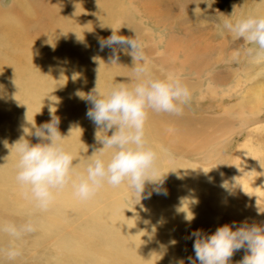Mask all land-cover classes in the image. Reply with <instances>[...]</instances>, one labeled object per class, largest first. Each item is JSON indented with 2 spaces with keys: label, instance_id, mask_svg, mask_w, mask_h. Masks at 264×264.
<instances>
[{
  "label": "rangeland",
  "instance_id": "1",
  "mask_svg": "<svg viewBox=\"0 0 264 264\" xmlns=\"http://www.w3.org/2000/svg\"><path fill=\"white\" fill-rule=\"evenodd\" d=\"M17 1L0 0V85H4L0 91V121L2 120L0 137L3 136L0 138V142L3 140L1 142L3 144L0 146V224L11 223L18 228L27 225L30 230L21 232L18 237L0 231V264H177V261L181 259L177 257L179 259L175 261L173 257V251H175L173 248L175 239L173 240V238L175 236L174 233L170 235L171 232L166 230L175 229L173 216L176 217L178 212V197H180L181 209L190 203V199L178 194L180 193V189H178L180 184L177 178L179 160L193 165L199 162L197 166L203 164V167L209 163H217L216 166L220 169L227 170L231 166L232 162L230 163V161H233V150L239 145L237 142L245 140L243 132L245 130H241V133L235 129L230 137L229 134L226 136L219 133L218 138H215L210 146L205 141L204 147L201 148L198 144L190 145V150L186 152L179 150L180 143L195 131L202 138L207 136L208 129H210L209 122L219 118L225 107L236 101V95L223 98L221 102H219V97L225 92L222 90L226 86L233 87L238 82L237 75L238 78L245 79L248 86L254 85L256 82H264V60H250L243 51L247 45L237 40L234 34L223 25V21L229 16L233 20L248 15L264 16V9H261L264 7V0H24L25 2L22 4ZM241 2L243 3L241 4ZM22 5L25 8H21ZM92 5H95L94 9ZM40 7H47L48 17L53 13L55 17L52 15L51 19L54 20L49 21L47 18L48 20L44 22L43 17L38 16L40 10L44 12V9H40ZM119 27L120 35L132 37L140 44L149 61L148 68L151 74L159 76L161 71L166 68L172 70L180 76L190 90V99L178 114L154 112L150 109L147 112L143 128L144 139L156 153L157 176L164 173L161 177L162 182H147L148 185L145 182L147 188L144 189L148 190L141 194L139 201H133L130 198L129 190L123 183L119 186L104 183L91 196L94 198L93 201H91V197L80 199L74 195L71 182H69L64 188L55 191L60 193L63 190L65 197L54 194L50 207L43 208L44 210L37 207L38 209L33 210L35 205L31 206L33 203L24 195L22 188L17 186L19 184L16 181V175L14 176L16 153L11 146L21 135H25L26 139L29 138L30 143L38 142L37 137L18 132L15 129L23 120V117L20 118L18 101L22 99L26 101L28 98H33V95L30 90L15 89L14 85L25 81V73L28 68L38 71L47 68L53 70L51 73H56L57 70L68 71L77 66L81 69L83 59L94 64L83 65L87 70L96 71L89 72L91 73L89 76L91 79L94 78V82L91 79V81L79 80L72 84L74 89L77 88L78 91L88 93L96 83L98 88L102 86L99 88L101 91H107L114 84L127 83L132 75L131 71H133L131 68L132 57L127 54L130 51V46H114L118 59L113 64L110 63L113 55L112 48L105 46L107 49L102 50L98 44V38L108 37L111 34V28ZM95 46L97 49L94 48ZM232 52L239 54L233 55ZM31 55H36L37 58H33ZM108 57L109 59H107ZM6 58H11L12 64H6L8 62ZM2 59L4 63H1ZM245 63L248 65L245 66ZM162 67L164 68L162 69ZM240 72L244 73V77L242 74L240 76ZM64 74L66 73H59L58 80H63L66 76ZM232 76L233 78H231ZM240 78L239 80H241ZM26 82H28V78ZM89 82H92L93 86ZM219 90L220 93L217 92ZM68 100V96L53 95L46 100V104L53 103L58 109H64L66 114L62 117H66L70 113ZM83 100L81 99V103ZM89 104L84 100L81 105L87 111L90 108ZM240 111L242 112L243 108H240ZM14 117H19V119L14 120ZM260 117L263 119L258 125L262 126L264 111L261 112ZM38 118H41L40 121L43 123V118L40 116ZM49 120L50 118L47 121ZM87 120L91 119L86 117L83 120V129L89 124L86 123ZM5 133H8L7 136L4 135ZM258 133L256 138L260 144V155L263 157L258 170L263 171L260 173L256 171L254 174H259L262 179L264 178V127L259 129ZM6 141L10 142L7 144L10 150L9 154L4 151L3 147L6 145ZM255 142L256 140H253V143ZM97 145L102 147L99 143ZM96 146L92 142L78 148L66 145L68 148L66 151L71 153L74 159L71 172L73 178L84 172L88 155L92 154ZM76 149L78 151H72ZM206 151L212 155H209V152V154H205ZM103 152L102 158L107 159L110 156L109 149ZM8 165L15 169L13 175L9 176L7 170L4 169ZM189 170L188 168L187 171L189 172ZM5 174L9 177H5ZM232 182L231 177L225 178L223 181V184H227L225 192L231 187L235 188L233 185L231 186ZM16 188L20 190L16 191ZM154 188L159 191H153ZM148 193L151 194L147 195ZM237 193L240 194V191L235 190L232 196L227 197L228 201L232 200L230 201V204L233 205L231 211L236 213L232 215L226 213V216H229L227 219L223 214L224 211L221 214L217 212L219 214L215 216L217 226L225 223L232 225L235 222L233 224L235 227L246 220L249 224L264 222V197L263 199L261 197L263 192L256 196L258 198L254 196L246 198L245 196L248 195L245 193L242 192L241 196ZM225 194L227 195V193ZM234 195L237 197L231 198ZM219 200L224 202V197H220ZM64 202L65 206L67 205L66 208L63 205L61 207ZM239 209L241 210L239 211ZM240 213L242 219L239 218ZM149 215L150 217H148ZM169 218H171L170 221ZM157 219L161 220V223ZM165 220L169 222H165ZM130 221H135L133 226ZM88 222L94 225H91L93 230ZM85 223L89 224L86 225L88 227L84 226ZM157 223L160 225L159 227ZM123 225L126 227L122 231ZM95 226L99 228L98 231ZM134 226L136 227L134 228ZM163 228L165 230L161 231ZM120 229L122 234L126 233L127 238L121 235ZM145 229L149 233H145ZM129 231L138 232V236ZM156 234H159L158 237ZM177 234L180 235V232ZM129 235L130 237L133 235L131 241L128 240L130 239ZM135 237L138 239L132 240ZM146 242L151 244H146ZM158 242L160 243L158 244ZM171 244L173 247L170 246ZM189 247L191 248V246ZM9 250H13L15 255L10 257L7 254ZM171 250L173 253L169 252ZM188 253L186 252V254ZM244 253L245 249H242V255ZM132 255H136L135 260H132ZM234 256H232V260ZM240 258L241 256L236 254L235 260L239 261Z\"/></svg>",
  "mask_w": 264,
  "mask_h": 264
},
{
  "label": "clouds",
  "instance_id": "2",
  "mask_svg": "<svg viewBox=\"0 0 264 264\" xmlns=\"http://www.w3.org/2000/svg\"><path fill=\"white\" fill-rule=\"evenodd\" d=\"M223 25L247 45L243 51L251 60H264V16L248 15L234 20L229 16ZM119 29L111 28L108 37L98 38V44L101 49L105 46L112 48L110 63H116L118 59L114 46H130L127 54L132 57L133 71L129 81L114 84L107 91H101L95 83L88 93H78L81 99L91 104L86 116L102 133L99 136L97 131L95 133V139L102 147L88 155L84 172L74 178L71 175L74 159L62 143L65 135H61L58 129L59 117L51 111L49 121L39 126L32 124L28 133L23 129L25 134L37 137L38 142L30 143L25 135H21L11 145L16 153V181L24 195L38 208H47L54 191L69 182L74 195L80 199L90 198L104 183L112 186L123 183L133 201L141 199L145 182H162L163 174L157 176L156 153L144 139L147 112L150 109L178 114L188 103L190 90L176 72L162 70L159 76L151 74L149 61L140 44L132 37L120 35ZM106 149L111 152L104 159L102 152ZM222 186L227 187V184ZM192 218V213L186 217L189 221ZM29 230L27 225L18 228L11 223L0 224V231L13 237ZM190 236L194 237L195 258L188 257L189 264H231L230 257L241 248L245 253L236 264H264V222L249 224L244 221L235 227L225 223L211 233L193 230ZM7 254L11 257L15 252L9 250ZM177 264H184V261L178 260Z\"/></svg>",
  "mask_w": 264,
  "mask_h": 264
},
{
  "label": "bare ground",
  "instance_id": "3",
  "mask_svg": "<svg viewBox=\"0 0 264 264\" xmlns=\"http://www.w3.org/2000/svg\"><path fill=\"white\" fill-rule=\"evenodd\" d=\"M19 4L24 3L25 1L23 0H18L17 1ZM72 3V2H71ZM70 4V6H72V4ZM243 2H241L242 4ZM63 4H65V2L63 1ZM221 5V4H220ZM66 6V5H65ZM64 6V7H65ZM68 6V4H67ZM93 6V7H92ZM91 7L94 9L95 5H92ZM238 7V4H237ZM21 8H25L24 5L21 6ZM42 7H40L41 9ZM62 8V6H61ZM66 8V7H65ZM64 8V9H65ZM44 9V12H42L40 10V14H38V16L43 17V21H47L49 19V21L54 20L51 19L53 13H49L51 14L48 17V9L47 7L42 8ZM60 9V7H59ZM261 9H264V7H261ZM66 10V9H65ZM108 10V9H107ZM62 11V9H61ZM61 13V12H60ZM124 15V14H122ZM54 16V15H53ZM55 17V16H54ZM62 17V16H61ZM63 17H64V13H63ZM48 18V19H47ZM120 21V20H119ZM42 23V22H41ZM40 23V24H41ZM119 23V22H118ZM113 25V23H112ZM114 26V25H113ZM112 26V27H113ZM116 26V25H115ZM118 26V25H117ZM115 29V28H114ZM39 31V30H38ZM78 31V30H76ZM72 32V31H71ZM69 33V32H68ZM67 34V33H66ZM44 37V36H43ZM67 39V38H65ZM64 39V40H65ZM71 39V38H69ZM68 39V40H69ZM73 39V38H72ZM79 39V38H78ZM84 43V42H83ZM78 45V44H77ZM79 46V45H78ZM90 48V47H89ZM95 49L96 46L94 47ZM99 48V47H98ZM106 47H104L102 50H104ZM108 48V47H107ZM106 48V49H107ZM100 50V48L98 49ZM107 51V50H106ZM212 55V52H210ZM234 53L233 55H235L236 52H232ZM58 54V53H57ZM62 54V53H61ZM73 54V53H71ZM75 54V53H74ZM91 54V53H90ZM104 54V53H103ZM107 54V53H106ZM225 54V52H224ZM237 54V53H236ZM38 55V54H37ZM67 55V54H66ZM65 55V56H66ZM93 55V54H91ZM97 55V54H96ZM110 55V54H109ZM232 55V56H233ZM33 58L36 55H31ZM75 56V55H74ZM87 56V55H86ZM90 56V55H89ZM98 56L100 57V55L98 54ZM104 56V55H103ZM107 56V55H106ZM223 56V54H222ZM226 56V54H225ZM228 57V56H227ZM37 58V57H35ZM54 58V57H53ZM57 58V57H56ZM62 58V57H61ZM67 58V56H66ZM78 58V57H77ZM85 58V57H84ZM101 58V57H100ZM112 58V57H111ZM229 58V57H228ZM227 58V59H228ZM232 58V57H231ZM7 59V58H6ZM76 59V58H75ZM106 59V58H104ZM109 59V57L107 58ZM221 59L224 61V59L221 57ZM8 62H6V64H12L11 58L7 59ZM59 60V59H58ZM86 60V58H85ZM89 60V59H88ZM219 60V59H218ZM226 60V58H225ZM232 60H234V58H232ZM249 60V59H248ZM251 60V59H250ZM36 61V60H35ZM55 61V60H54ZM81 61V60H80ZM101 61V60H100ZM227 61V60H226ZM34 61H32L33 63ZM102 62V61H101ZM104 62V61H103ZM106 62V61H105ZM109 63V61H107ZM228 62H230L228 60ZM1 63H4L3 59L1 60ZM70 63V62H69ZM80 63V62H79ZM95 64H97L96 62H94ZM226 63V62H225ZM5 64V65H6ZM35 64V62H34ZM52 64V63H51ZM50 64V65H51ZM115 64V63H113ZM8 65V66H9ZM81 65V63H80ZM85 65H94L93 63L84 61L83 59V63H82V67H84ZM132 65V64H131ZM130 65V66H131ZM226 65V64H225ZM248 65V64H247ZM245 63V66H247ZM74 66V65H73ZM77 66V65H75ZM165 66V65H164ZM244 65H242L243 67ZM78 67V66H77ZM75 69H71V70H61V71H56V73H51L53 70H48L47 68L45 69H41V70H36V69H31L28 68L26 70V78L24 79L25 81L19 84H16L14 86H16L15 89H24V90H30L33 98H28L26 101L20 100L18 101V109L20 112V118L23 117V120L21 121V123L19 124V126L15 129H17L18 132H22V133H28L29 129L31 130L32 128V124L35 123L36 126H39L42 122L40 121V119L38 118V116L43 118V122H47L48 118H50V111L51 114H54L56 116L59 117V125H58V129L61 133V135H65L63 138V145L65 147V150H67L68 148L66 147V145H71L72 147L77 146V148L79 146H83L88 144L89 142H92V144L94 146H96L99 142L97 140H95V133L97 131V136L101 135V131L97 130V126L94 124V122H92V120H87L86 123L87 126L83 129L82 124L84 123L83 120L87 117L86 116V111L83 109L82 105L84 103H81V98L78 96L79 92H83V91H78L77 88H73L72 84L73 83H77L79 80H90V74L89 72H96V71H91V70H87L85 69V67L82 69H79L80 67ZM99 67V66H98ZM167 67V66H166ZM67 68V67H66ZM87 68V66H86ZM97 68V67H96ZM112 68V67H111ZM132 68V67H131ZM164 67H162L163 69ZM241 68V67H240ZM244 68V67H243ZM204 69V68H203ZM251 69V68H248ZM167 70V68H166ZM170 71V70H169ZM172 71V70H171ZM176 71V69H175ZM240 71V70H239ZM243 71V70H241ZM66 73L64 75L65 78L63 80H58V75L59 73ZM132 72V71H131ZM68 73V74H67ZM70 73V74H69ZM247 73V71H246ZM245 73V74H246ZM83 74V75H82ZM115 74L116 71H115ZM239 74V73H238ZM242 72H240V76H241ZM82 75V76H81ZM104 75V74H103ZM112 75V73H111ZM236 75V74H235ZM244 75V73L242 74V76ZM63 76V75H62ZM94 76V75H93ZM118 76V75H117ZM60 77V76H59ZM199 77V76H198ZM238 82L235 83V85L232 87L231 85H228L222 90L225 91L223 93V95H221V97H219V102H221V100L223 98H228L230 95H236V101L230 105V106H226L222 115L215 119V120H211L209 122V126L210 129H208V133L207 136H204V138H202V136L195 131L194 134H192L190 137L188 138H184L185 141L180 143V147L179 150L181 152H186L188 150H190V145H195L198 144L199 146L204 147L205 141L208 142L209 146L213 143L215 138H218L219 133L221 134H225L227 136V134L230 135L234 132V130H238L241 132V130H245L244 135H245V140L242 142H237L239 143V145L235 147L234 154L232 155V160L230 161L231 166L227 169H220V167L216 166L217 163H209V165L203 167L201 166H197L198 163L196 165H193L192 163H187L184 160H179L178 165H177V175H178V182L180 184V186L178 187V189H180V193H178V189L176 190V192L178 194H181L180 196L183 195V197H187L188 199H190V203L189 205L183 207L181 209V204H180V197H178V212L176 217L173 216V218H175L174 222V230L172 231H168L167 232H171L170 235L174 233L175 238H173V240L175 239V246L173 247L172 244L170 246H172L175 251L172 252L169 251L170 253L174 254V259L175 261L178 260L179 258L181 260L184 261V263L189 264L188 261V257H193L195 258V254L193 251V239L194 237L190 236V233L193 230L199 229L201 230L203 233H211L213 232L216 227V220H215V216L221 214L223 211V214L225 215V217H227L228 219V215H232L234 212L233 210L231 211V208L233 207L232 204H230L232 201L230 198V201L227 200V197L232 196V194L234 193L235 190L240 191V194L243 192L248 196L247 197H252L254 196L255 198H258L256 196L260 195V192L264 193V178H260L259 174L255 175L256 171H258L259 173L263 170H258L260 168V164L263 161V157L260 155V149H259V143L257 141V133L258 130L264 127V121H261L262 126H259L258 123L260 122L261 117L260 114L261 112L264 111V82H256L254 83V85L248 86L246 85V81L243 78H240L241 80H239L238 75L236 76ZM244 77V76H243ZM246 77V76H245ZM28 78V82H26V79ZM63 78V77H62ZM233 78V76L231 77ZM61 79V78H59ZM94 79V78H93ZM91 79L93 82L94 80ZM90 80V81H91ZM105 80V79H104ZM231 81V80H229ZM236 81V80H235ZM97 82V81H96ZM110 82V81H109ZM228 82V81H226ZM92 83V82H91ZM89 82V84H91ZM212 83V82H211ZM229 83V82H228ZM238 83V84H237ZM22 84V85H21ZM64 85H65V89H64ZM76 85V84H75ZM92 85V84H91ZM95 85V84H94ZM216 85V82H215ZM0 86H4V85H0ZM93 86V85H92ZM110 86V85H109ZM112 86V85H111ZM212 86V85H211ZM77 87V86H76ZM80 87V86H79ZM91 87V86H90ZM89 87V88H90ZM102 87V86H100ZM99 87V88H100ZM14 88V87H13ZM88 88V87H87ZM94 88V86H93ZM92 88V89H93ZM108 88V87H107ZM106 88V89H107ZM212 88V87H210ZM216 88V86H215ZM2 87H0V91H1ZM9 89V88H8ZM11 89V88H10ZM221 89V88H219ZM6 90V89H5ZM91 90V88L89 89V91ZM103 90V89H102ZM108 90V89H107ZM37 91H39V93H37ZM105 91V90H104ZM221 91V93H222ZM227 91V92H226ZM220 93V90L217 91ZM23 93V92H22ZM85 93V92H84ZM82 94V93H81ZM53 95H59V96H68L69 97V104H70V108H68L70 110V113L66 116V117H62L64 116L66 113L63 111L64 109H58L53 103H51L50 105L46 104V100L50 97H52ZM37 99V100H36ZM226 100V99H225ZM22 101V102H21ZM218 104V103H217ZM91 107V104H89ZM228 105V104H227ZM57 108V109H56ZM240 108H243V111H240ZM40 111V112H39ZM61 115V116H60ZM263 117V116H262ZM260 118V119H259ZM19 119V117H14V120ZM2 120L0 121V127H2L1 125ZM91 122V123H90ZM14 129V130H15ZM24 129V132H23ZM201 130V129H200ZM199 130V131H200ZM1 131V129H0ZM2 132V131H1ZM16 132V131H15ZM110 132V131H109ZM223 132V133H222ZM237 132V131H236ZM239 132V133H240ZM242 133V132H241ZM240 133V134H241ZM2 133H0L1 135ZM8 133H5L4 135L7 136ZM109 134V133H108ZM111 134V133H110ZM155 134V133H154ZM206 134V133H205ZM259 134V133H258ZM262 135V134H260ZM32 136V135H30ZM221 136V135H220ZM239 136V134H238ZM3 137V136H1ZM0 137V138H1ZM29 137V136H28ZM225 138V136H223ZM18 138V137H17ZM29 139V138H27ZM219 140V139H218ZM228 140V139H227ZM253 140H256L255 143H253ZM3 141V140H2ZM1 141V142H2ZM0 142V146L3 144ZM10 143L8 141L5 142L6 145H4V151L8 153L9 148L7 147V144ZM220 143V142H218ZM102 146V145H101ZM215 146V145H214ZM213 146V148H214ZM100 148V145H97L94 149H98ZM200 149V148H199ZM107 150V149H106ZM72 151H78L76 150H72ZM105 151V150H103ZM109 151L111 152V150L109 149ZM205 152V151H204ZM209 151H206L205 154H209ZM104 153V152H103ZM5 154V153H4ZM9 154V153H8ZM110 154V153H109ZM166 154V153H165ZM192 154V153H191ZM195 154V153H194ZM11 155V153H10ZM168 155V154H167ZM209 155H212L211 153ZM77 157V156H76ZM87 157V156H86ZM83 158V157H82ZM204 158V157H203ZM202 158V159H203ZM183 159V158H182ZM208 160V159H207ZM9 162V161H8ZM15 164V163H13ZM195 164V163H194ZM258 164V165H257ZM16 165V164H15ZM220 165V164H219ZM230 165V164H229ZM228 165V166H229ZM257 165V166H256ZM79 166V165H78ZM263 167V166H261ZM190 169L189 172L187 171V169ZM4 169L7 170V174L13 175L14 170L10 168V166L8 165L7 168L4 167ZM75 169V168H74ZM5 171V170H4ZM75 171V170H73ZM78 171V170H77ZM166 172V171H165ZM255 173V174H254ZM5 174V177H7L8 175ZM73 174V173H72ZM164 174V173H163ZM16 175V173L14 174V176ZM8 176V177H9ZM231 177L233 179V182L231 183V186L233 185L235 188L232 189V187L230 188V190H228L227 192H225V187L222 186L223 185V181L225 180V178ZM264 177V176H263ZM168 179V178H167ZM169 181V180H168ZM172 182V181H171ZM177 182V181H176ZM177 182V183H178ZM149 183V182H148ZM148 183L146 182V184L148 185ZM175 184V183H174ZM151 185V184H150ZM164 185V184H163ZM18 187H20V185H17ZM151 187V186H150ZM149 187V190L151 189ZM154 187V186H153ZM21 188V187H20ZM145 188H147V186H145ZM18 188H16L17 191ZM107 189V188H106ZM167 189V188H166ZM234 191H232V190ZM20 190V189H18ZM148 189H144V192L147 191ZM22 191V190H21ZM151 191V190H150ZM173 191V190H172ZM175 191V190H174ZM260 191V192H259ZM98 192V191H97ZM227 193V195L225 194ZM239 193V192H238ZM237 193V194H238ZM261 194V197L263 199L264 194ZM54 194H60V197H65V194L63 192V190L60 191V193H57L54 191ZM95 194V193H94ZM184 194H187L188 196H185ZM240 194H238L239 196H241ZM259 194V195H258ZM236 195V194H235ZM233 196L231 198H235L237 196ZM263 195V196H262ZM75 197V196H74ZM220 197H224V202H221L219 200ZM92 198V197H91ZM150 198V197H149ZM169 198V197H168ZM65 199V198H64ZM94 198H92L91 201H93ZM260 199V198H259ZM22 200V199H21ZM56 200V199H55ZM60 200V199H59ZM67 200V199H65ZM123 200V199H122ZM121 200V203H123ZM164 200V199H163ZM162 200V201H163ZM166 200V199H165ZM173 200V199H172ZM238 200V199H237ZM154 201V200H153ZM170 201V199H169ZM26 199H25V203H26ZM31 202V201H30ZM58 202V201H57ZM85 202V200H84ZM95 202V201H94ZM160 202V201H159ZM186 202V201H185ZM184 202V203H185ZM61 203H63L61 201ZM187 203V204H188ZM88 204V203H87ZM240 204V203H239ZM34 204H31V206ZM56 205V204H55ZM65 206V202L64 204H61V207ZM113 205V204H112ZM115 205V204H114ZM113 205V206H114ZM161 205V204H159ZM172 205V204H171ZM174 205V204H173ZM184 205V204H183ZM232 205V206H231ZM112 206V207H113ZM177 206V205H176ZM33 207V206H32ZM31 207V208H32ZM50 207V206H48ZM67 207V205L65 206V208ZM84 207V204H83ZM156 207V205H155ZM36 210L38 209L36 206L34 207ZM71 208V207H69ZM68 208V209H69ZM161 208V207H160ZM177 208V207H175ZM241 208V207H240ZM31 209V211H33ZM49 209V208H48ZM52 209V208H51ZM64 209V208H62ZM44 210V209H43ZM86 210V209H85ZM89 210V209H88ZM174 210V209H173ZM241 209H239L240 211ZM149 211V210H148ZM176 211V210H175ZM30 212V211H29ZM94 212V211H93ZM152 212V211H151ZM217 212L219 214H217ZM56 213V212H55ZM58 213V211H57ZM78 213V212H77ZM149 213V212H148ZM155 213V212H154ZM191 213L193 214V218L189 221L186 219V217H190ZM226 213H228V215L226 216ZM238 213V212H237ZM48 214V213H47ZM175 214V213H174ZM241 214V213H240ZM31 215V214H30ZM36 215V214H35ZM50 215V214H49ZM173 215V214H172ZM244 215V214H243ZM34 216V215H33ZM51 216V215H50ZM239 216V215H236ZM258 216V215H256ZM40 217V216H39ZM91 217V216H90ZM150 217V215L148 216ZM162 217V216H161ZM166 217V216H165ZM232 217V216H230ZM235 216H233L232 218H234ZM242 217V214L240 215L239 218ZM45 218V217H44ZM96 218V217H95ZM158 218V217H157ZM218 218V217H217ZM231 218V219H232ZM238 219V217H236ZM87 219V218H86ZM94 219V218H93ZM132 219V217H131ZM171 218H169L168 220L170 221ZM230 219V218H229ZM242 219V218H241ZM82 220V219H81ZM89 220V219H88ZM126 220V219H124ZM149 220V219H148ZM159 221V219H157ZM246 220V218H245ZM49 221V220H48ZM91 221V220H90ZM137 221V220H136ZM145 221V220H144ZM166 221L165 222H169ZM247 221V220H246ZM93 222V221H92ZM125 222V221H124ZM131 222V221H130ZM135 221H132L131 224L133 226V223ZM151 222V221H149ZM161 223V220L159 221ZM163 222V221H162ZM89 223V222H88ZM147 223V221H146ZM159 223V224H160ZM90 224V223H89ZM89 224H84V226L89 225ZM115 224V223H114ZM128 224V223H127ZM93 224H90V226ZM122 225V224H121ZM136 225V224H135ZM158 225V223H157ZM157 225L155 224V226L157 227ZM221 225V224H218ZM233 225V224H232ZM47 226V225H46ZM89 226V227H90ZM94 226V225H93ZM93 226H91L92 230H93ZM116 226V225H115ZM130 226V224H129ZM144 226V225H143ZM160 225H158L159 227ZM88 227V226H86ZM96 227V226H95ZM126 227V225H125ZM124 225H123V229L124 230ZM136 226H134L135 228ZM139 227V226H138ZM145 228V227H144ZM95 229V228H94ZM98 227H96V231H98ZM131 230L133 228H130ZM89 230V228H88ZM126 230V229H125ZM137 231V228L135 229ZM151 232V228L149 229ZM148 230V231H149ZM165 230L164 228L161 229ZM146 231V232H145ZM145 233H149L147 232V230L145 229ZM165 231V232H166ZM175 231V232H174ZM131 234L133 235H137L138 236V232L136 233L135 231H129ZM159 233V231H157ZM178 232H180V235L177 234ZM88 233V232H87ZM120 233L121 235H124V233L122 234L121 229H120ZM129 233V234H130ZM162 234V232H161ZM164 234V233H163ZM169 234V233H168ZM126 235V233H125ZM124 235V237H126ZM132 235V237H133ZM149 235V234H148ZM157 235V234H156ZM159 235V234H158ZM157 235V237H158ZM118 236V235H117ZM128 236V235H127ZM147 236V235H146ZM130 235L128 238L129 241H131ZM150 237V236H149ZM148 237V238H149ZM163 237V236H162ZM165 237V235H164ZM163 237V239H164ZM127 238V237H126ZM137 237L133 238L132 240H135ZM120 239V238H119ZM138 239V238H137ZM144 239V238H142ZM169 239V238H168ZM170 240V239H169ZM146 241V240H145ZM143 241V242H145ZM161 241V240H160ZM163 241V240H162ZM138 242V241H137ZM127 243V242H126ZM140 243V241H139ZM160 242H158L159 244ZM167 243V242H166ZM170 243V242H169ZM3 244V243H2ZM71 244V243H70ZM146 244H151L150 242ZM72 246H74L73 244H71ZM76 245V244H75ZM155 245V244H154ZM161 245V244H160ZM168 245V244H167ZM165 245V246H167ZM139 246V245H137ZM151 246V245H150ZM163 246V244H162ZM191 246V248L189 247ZM70 248V247H69ZM119 248V247H118ZM129 248V247H128ZM171 248V247H170ZM130 249V248H129ZM160 249V248H159ZM164 249V247H163ZM242 249L236 250L234 251L232 256H237L240 255L241 258L243 257L242 255ZM170 250V249H169ZM162 251V250H161ZM168 251V248H167ZM166 251V252H167ZM186 252H189L188 254H186ZM64 253V252H63ZM138 253V251H137ZM164 253V252H163ZM168 253V252H167ZM139 254V253H138ZM134 255V254H133ZM132 255V260H135L134 258H136V255L133 256ZM101 256V255H100ZM138 256V255H137ZM232 256L230 257V260L236 264L237 260H235V256L232 260ZM177 257H179L177 259ZM240 258V259H241ZM139 259V258H138ZM102 260V259H101ZM100 260V261H101ZM138 261V260H137ZM97 262V261H95ZM99 262V261H98ZM116 262V260H115ZM231 262V263H232ZM120 264V263H119Z\"/></svg>",
  "mask_w": 264,
  "mask_h": 264
}]
</instances>
